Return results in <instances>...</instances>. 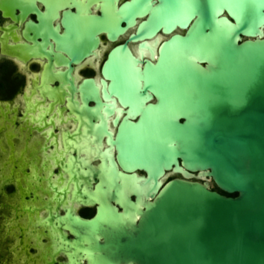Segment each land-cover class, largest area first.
Listing matches in <instances>:
<instances>
[{
  "label": "flooded vegetation",
  "instance_id": "obj_1",
  "mask_svg": "<svg viewBox=\"0 0 264 264\" xmlns=\"http://www.w3.org/2000/svg\"><path fill=\"white\" fill-rule=\"evenodd\" d=\"M125 1L0 0V264H136L126 204L153 179L127 138L156 103L145 63L185 31L116 34Z\"/></svg>",
  "mask_w": 264,
  "mask_h": 264
},
{
  "label": "water",
  "instance_id": "obj_2",
  "mask_svg": "<svg viewBox=\"0 0 264 264\" xmlns=\"http://www.w3.org/2000/svg\"><path fill=\"white\" fill-rule=\"evenodd\" d=\"M142 17L138 31L185 34L144 65L156 103L130 126L127 148L153 182L131 183L141 196L126 205L141 218L123 255L264 264V0H129L116 11V34ZM166 171L181 179L156 182Z\"/></svg>",
  "mask_w": 264,
  "mask_h": 264
},
{
  "label": "trees",
  "instance_id": "obj_3",
  "mask_svg": "<svg viewBox=\"0 0 264 264\" xmlns=\"http://www.w3.org/2000/svg\"><path fill=\"white\" fill-rule=\"evenodd\" d=\"M215 191L219 192L220 194L225 195L224 193H222L221 191H219L217 188H214Z\"/></svg>",
  "mask_w": 264,
  "mask_h": 264
}]
</instances>
